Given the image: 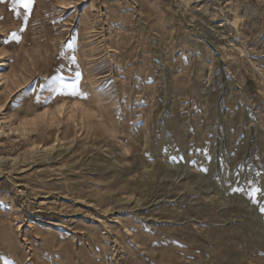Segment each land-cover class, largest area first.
<instances>
[{
    "label": "rangeland",
    "instance_id": "rangeland-1",
    "mask_svg": "<svg viewBox=\"0 0 264 264\" xmlns=\"http://www.w3.org/2000/svg\"><path fill=\"white\" fill-rule=\"evenodd\" d=\"M4 3L0 264H264V0Z\"/></svg>",
    "mask_w": 264,
    "mask_h": 264
},
{
    "label": "snow or ice",
    "instance_id": "snow-or-ice-1",
    "mask_svg": "<svg viewBox=\"0 0 264 264\" xmlns=\"http://www.w3.org/2000/svg\"><path fill=\"white\" fill-rule=\"evenodd\" d=\"M16 4H18L20 7L24 8L26 12H31V9H32V5L34 3V0H15ZM12 38L13 39H17L18 38L16 37L15 33L12 34ZM75 58L73 57V60ZM79 77H80V73L77 72L76 73V82L75 83H72V84H65L63 81H61L57 86H56V90L64 95V94H67V95H73V96H76V95H82V93L79 92V89H78V82H79ZM260 189H254L253 192H252V195L255 196V194L257 192H259Z\"/></svg>",
    "mask_w": 264,
    "mask_h": 264
},
{
    "label": "bare ground",
    "instance_id": "bare-ground-1",
    "mask_svg": "<svg viewBox=\"0 0 264 264\" xmlns=\"http://www.w3.org/2000/svg\"><path fill=\"white\" fill-rule=\"evenodd\" d=\"M5 3L4 4H0V13H1V11H3L4 10V8H5ZM6 29V28H5ZM5 32V31H4ZM6 42H8V40L6 39ZM2 55H3V53H0V59H2L3 57H2ZM2 57V58H1ZM0 62H2V61H0ZM16 65V64H15ZM13 63H12V65L11 66H8V67H11L10 69H11V75H9L8 77H10L11 78V83L12 84H14V79L13 78H16L17 77V75L15 74L16 73V66H15ZM0 67H7V65L6 64H4V63H0ZM8 77H6V78H4V77H2V75H0V81H2L3 80V84H0V87H2V86H6L7 87V83L9 82L8 80ZM5 127H8V125L6 124V122H5V120L4 119H0V135H3V134H5V130H4V128ZM10 129V128H9ZM9 171V170H8Z\"/></svg>",
    "mask_w": 264,
    "mask_h": 264
}]
</instances>
